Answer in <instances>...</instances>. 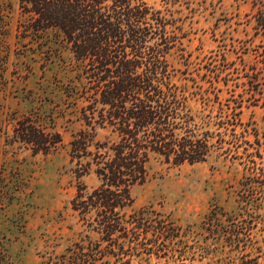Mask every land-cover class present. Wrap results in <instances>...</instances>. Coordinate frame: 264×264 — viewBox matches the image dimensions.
Wrapping results in <instances>:
<instances>
[{"label": "trees", "instance_id": "obj_1", "mask_svg": "<svg viewBox=\"0 0 264 264\" xmlns=\"http://www.w3.org/2000/svg\"><path fill=\"white\" fill-rule=\"evenodd\" d=\"M256 5L254 89L264 73V0ZM19 8L24 37L52 35L78 64L82 127L72 135L69 157L78 179L93 174L98 181L92 188L79 182L71 201L88 230L86 239L45 264L185 259L190 247L183 227L153 207L135 210L132 190L147 182L153 160L194 166L215 155L244 165L239 203L251 220L214 208L203 227L244 252L257 228L252 203H264V141L243 121V102L231 106L218 97L202 98L200 109L194 93L174 81L168 57L180 42L171 20L147 0H19ZM66 93L71 96L74 88ZM99 131L107 133L104 140ZM8 141L45 156L63 146L62 134L33 114L16 121ZM258 253L244 252L242 264H260Z\"/></svg>", "mask_w": 264, "mask_h": 264}, {"label": "rangeland", "instance_id": "obj_2", "mask_svg": "<svg viewBox=\"0 0 264 264\" xmlns=\"http://www.w3.org/2000/svg\"><path fill=\"white\" fill-rule=\"evenodd\" d=\"M258 1L147 3L171 20L179 38L181 45L168 57L174 81L194 93L200 109L202 98L218 97L231 106L243 102V121L254 126L264 141V73L257 79V89L251 83L258 43L251 15ZM22 19L19 0H0V264H45L86 239L88 230L71 209V201L79 182L92 188L98 181L93 174L78 179L69 157L72 135L82 127L78 64L54 36L24 37ZM68 88H74L71 96ZM30 114L62 134L59 150L35 155L9 143L16 121ZM106 134L99 131L98 136L104 140ZM245 173L244 165L219 155L194 166L153 160L147 182L132 190L134 208L153 207L170 215L187 233L184 239L190 248L183 260L152 258L149 264H242L244 252L255 257L259 250V263L264 264V203H252L257 228L244 252L233 250L203 227L214 208L251 220L239 203Z\"/></svg>", "mask_w": 264, "mask_h": 264}]
</instances>
